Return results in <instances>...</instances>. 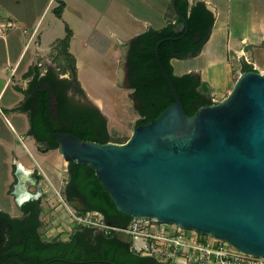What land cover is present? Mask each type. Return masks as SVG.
I'll return each mask as SVG.
<instances>
[{
    "label": "water",
    "instance_id": "water-1",
    "mask_svg": "<svg viewBox=\"0 0 264 264\" xmlns=\"http://www.w3.org/2000/svg\"><path fill=\"white\" fill-rule=\"evenodd\" d=\"M172 5L187 33L177 0ZM137 39L120 42L125 59L118 84L127 88L128 53ZM162 41L156 52L175 102L123 143L52 132L56 149L67 162L92 167L120 213L264 256V72L242 71L225 98L188 115L160 61Z\"/></svg>",
    "mask_w": 264,
    "mask_h": 264
},
{
    "label": "crops",
    "instance_id": "crops-1",
    "mask_svg": "<svg viewBox=\"0 0 264 264\" xmlns=\"http://www.w3.org/2000/svg\"><path fill=\"white\" fill-rule=\"evenodd\" d=\"M64 2V9L62 12L61 17H57L58 19H64V14L67 12L68 8L73 7H86L91 6L92 8L96 7H138L139 12L141 14L146 13V7L147 6H155L156 4H164L168 5V0H61ZM198 1H202L206 4L207 8L210 7V11L212 12L214 16V24L211 29V33L209 35L208 40L204 43L203 47L197 54H193L192 57H184V58H173L172 64L175 60H184L185 62H193L194 60H197L203 56V52L206 47L210 46V44L213 42L214 37H219L223 34L227 35L229 34L228 30L224 27L218 28V20H220L222 17H227L228 9H220L219 0H190L191 4H195ZM52 0H48V4L45 6V9L43 10L42 14L40 16L38 15V18H34L35 14H32L31 9L28 10V13L26 11L27 7L24 10L25 1L24 0H0V105H2V102L4 103H11L12 106H10L12 111L16 113L14 116L13 122H9L12 129H21L23 131V136L26 139H31V137L27 136V130L25 133V129L27 128V122L23 121V116L25 118V108L21 106L23 101V96L25 95L24 91L28 90V84L30 80L34 77L25 78L24 75L27 71H29L30 68L35 67L39 70L40 75L45 73L47 69H61L65 68L67 69L68 76L64 75L61 77L68 78V82L71 83L72 79L69 76L70 74L75 73L76 81H78V84L80 88L87 91V93L96 98L97 101H94L99 108L102 111V108L104 106L103 99L101 97L93 96L86 87L82 84L78 73L79 69H83L84 62L82 61V55L81 53L76 52V50L81 47V50H89L93 49L96 52H99V54L104 56V50L100 49L101 47L99 44H102V41L100 40V37L103 38L105 32L100 33H91V18L92 14L90 15L89 12L83 11V9L80 10L81 13V25L77 26L76 28L71 27V24L66 20L67 26H69V29L67 32L69 34V40H68V52L70 53V57H67L65 54V50L63 46L61 45V41L64 40L68 34L59 32V34H52L51 33V27L52 25H49L47 29L41 30L42 24L39 26L41 19L46 12L47 8L49 7ZM157 2V3H156ZM224 2H226L224 0ZM228 5V2H226ZM230 7V5H228ZM263 5H258L256 7L257 10H255V13H259V19H254L253 24L251 25L250 29L246 34H237V36L229 34L228 39L230 36L232 39L239 38L240 40L236 43L233 41L231 42L233 49H231L232 54L230 57L229 50V41L225 44V46H221V49L215 50V48H210L206 58H207V65H214L216 66L215 73H219L220 65L222 64L224 67V74H225V84L224 87H222L219 90H214L211 88L210 84V74L211 70L209 68L201 67L199 65H186L182 71L179 73L180 75L191 73L196 74L197 80L200 82L202 86L208 87L210 91V96L212 97V101L215 99V96L218 97L219 95H223L225 92V87L230 86L233 87V81L234 78H238L240 73L243 71V67L246 64L249 65H257V62L255 59L251 58L254 57V49L257 47H261L264 43V11L262 10ZM23 7V10H22ZM20 8V11L18 10ZM97 9V8H96ZM254 10V9H253ZM105 13L108 11L105 8L103 10L98 9L97 12ZM231 11V10H230ZM113 10L112 8L109 9L108 17H113ZM130 12V10H129ZM135 12V11H134ZM108 13V12H107ZM137 13V12H136ZM134 20L143 21L146 24V30L152 28L150 22L148 20H143L139 17H137L133 12H130ZM36 17V16H35ZM98 22L102 21V16H100L98 19ZM96 20V21H97ZM171 18L167 16L165 18L166 23H168ZM20 22V23H19ZM98 22L95 23L94 26L98 24ZM30 23V24H29ZM55 23V21L53 22ZM56 25V24H55ZM103 26V25H102ZM108 27V25H106ZM62 28V25L57 24V31H59ZM66 28V25L65 27ZM107 29V28H104ZM220 29V30H219ZM110 35L113 37H116L119 41H126L128 40L126 38L122 39L117 35V32L114 30H109ZM140 33L134 34L133 37H137ZM99 38L96 40V38ZM215 37V38H216ZM131 39V38H130ZM78 48L74 50L73 46L76 45ZM98 45V47H97ZM223 47L227 48V52L224 53L222 50ZM121 44L119 46V52L121 51ZM81 51V52H82ZM116 53V51H114ZM250 53L252 56H250ZM206 54V53H205ZM83 57H86L85 55ZM237 61L236 65L233 64V61ZM124 61V59L122 60ZM117 60V64H119L120 69V63L122 62ZM43 65H46V67ZM174 66V64H173ZM255 69V68H254ZM257 70V68H256ZM175 71V68H174ZM57 72V71H56ZM176 73V72H175ZM235 73V74H234ZM39 75V77H40ZM178 75V74H177ZM71 79V80H70ZM119 80V79H118ZM9 94V95H8ZM0 113L3 114V111L0 108ZM23 115V116H22ZM26 119V118H25ZM26 134V137H25ZM22 136V138H23ZM28 137V138H27ZM23 138V139H24ZM26 141L24 140V146L25 147ZM23 145V144H22ZM25 150V149H24ZM30 152L31 156L33 158H29L25 156L22 153L19 155V153L22 152L21 149H19L18 144L14 143L13 140L5 138L1 131H0V186L4 187V191L11 197V200L14 199V194L17 190L18 183L22 182H32L33 176H38L39 174L44 173L45 175H49L50 177L52 175V171L47 170L48 163H51L53 168H56L57 166V158H54L50 156V159L47 158V162H45V170L48 172L46 173L45 170H41V164H40V157L42 156L39 151L37 152L35 147L30 149V147H27L26 150ZM51 160V161H50ZM64 166L67 170V162L65 164V161H63ZM41 170V171H40ZM38 173V174H37ZM47 177V176H46ZM21 178V179H20ZM67 178V176H66ZM49 179V178H48ZM64 184V182H62ZM15 184V186H14ZM62 184V185H63ZM39 185L43 186V183L41 180L39 181ZM35 185H29L28 189L30 191H35L36 188L33 187ZM64 186V185H63ZM32 188H35L33 190ZM43 189V187H42ZM45 190V189H44ZM64 192V190H63ZM12 208H15L14 200L12 201ZM0 208L4 207L0 204ZM6 210V208H5ZM11 212L10 210H7Z\"/></svg>",
    "mask_w": 264,
    "mask_h": 264
},
{
    "label": "rangeland",
    "instance_id": "rangeland-1",
    "mask_svg": "<svg viewBox=\"0 0 264 264\" xmlns=\"http://www.w3.org/2000/svg\"><path fill=\"white\" fill-rule=\"evenodd\" d=\"M25 6L24 10L26 9L27 13L28 10L31 9L32 14L34 18H38V15L42 14L43 10L45 9V6L48 4V0H24ZM170 0H168L169 3ZM192 1V0H191ZM216 1V0H215ZM228 2V5L224 0H219L216 3H219L220 9H228L227 17H222L220 20H218V28L224 27L228 30L229 34L237 36V34H246L248 30L250 29L251 25L254 23V19H259V13H255L256 7L258 5H263L264 0H225ZM105 2V0H104ZM157 3V2H156ZM171 3V1H170ZM170 3L168 5H162V4H156L155 6H147L146 7V13L141 14L139 12L138 7H96L92 8L91 6L86 7H69L67 12L64 14V19H58L59 17L57 15V11L55 10L58 5H60V0H52L49 7L47 8L46 12L44 13L41 22L39 26L42 24L41 30H45L48 28L49 25H52L51 27V33L56 35L61 32L63 34L64 32L68 34L69 26H67L66 22L68 21L71 24V27L76 28L77 26L81 25V13L80 10L83 9V11L89 12V14H92L91 18V33H100L105 32L103 38L100 37V40L102 41V44L100 43L99 46L100 49L104 50V56L99 54V52H96L93 49L89 50H81V47H79L76 52L84 54L86 57H83L82 55V61L84 62L83 69H79L78 76L82 82V84L86 87V89L93 95L97 97H101L103 99V108L102 113L106 119L107 122V129L108 133L110 135V138L114 141H124L127 138L131 136L133 133L136 122L138 119L141 118V114L139 113V109L135 106L132 96H131V89L127 87L120 86L118 84L119 79V64H117V60L119 58L120 61H122L123 54L120 51L119 52V46L120 43L116 37H113L110 35L109 30H114L117 32V35L121 37L122 39H130L134 34L136 33H142L146 31V24L143 21H136L130 14V12H133L137 17L148 20L154 28H160L165 26L167 23L165 21V18L167 16L171 19H174V12L171 8ZM105 8L108 11L105 13H101L98 11V9L103 10ZM112 8L113 10V17H108L109 9ZM254 9V10H253ZM20 11V8H18ZM23 10V7H22ZM130 10V12H129ZM231 10V11H230ZM262 10L264 11V6L262 7ZM82 11V10H81ZM135 11V12H134ZM108 12V13H107ZM137 12V13H136ZM102 16V21L98 22V18ZM66 20V22L64 21ZM97 20V21H96ZM55 21V23H53ZM98 22L96 26L95 23ZM20 23V22H19ZM30 24V23H29ZM56 24V25H55ZM57 24L62 25V28L57 31ZM66 25V28H64ZM103 25V26H102ZM108 25V27L106 26ZM107 28V29H104ZM49 30V29H47ZM220 30V29H219ZM226 37V34H223L219 37L215 38L213 42L210 44V46L206 47L204 50V54L201 58L194 60L193 62H185L184 60H175L174 61V68L176 74L180 75L179 73L182 71V69L186 65H199L201 67L209 68L211 70L210 74V86L214 90H219L222 87H224L225 84V74H224V67L221 64L219 70V73H215L216 66L214 65H207L206 61V55L210 48H215V50H220L221 46H225L227 41H229V50L230 57L232 54L231 49H233L231 42L234 43L238 42L240 39H228V36ZM99 38L97 37L96 40ZM76 45L73 46L74 50L78 48ZM98 47V45H97ZM222 50L224 53L227 52V48L223 47ZM82 51V52H81ZM116 51V53H114ZM206 53V54H205ZM250 56L252 54L250 53ZM255 59L257 62V65H253V68H257V70L264 72V43L261 45V47H257L254 49V57H251ZM233 61V64L236 65L237 61ZM46 67V65H43V67ZM59 76H68L67 69L61 68L55 69ZM235 74V73H234ZM69 76L72 79V82L68 84L69 91L68 93L75 97V95H83L82 98L85 99L88 98L91 101H99L90 96L86 90L80 88L78 81H76V78L74 74H70ZM237 78H234V81L232 82L234 85ZM232 88L230 86L225 87V92L223 95H219L218 97L215 96V99L213 102L221 101L223 98L227 96L229 91ZM9 95V94H8ZM74 97H72L74 99ZM71 98V99H72ZM95 103V102H94ZM11 103H4L2 102V105H0L1 110L3 111V114L0 113V131L2 135L5 138H8L14 141V143L18 144L19 149L22 150L19 155L22 153L25 156L29 158H33L31 156L30 152L25 151L26 145L27 147H30V149L34 148L36 151L42 155L40 157V164H41V170H45V162H47V158L50 159L54 157L57 158V166L56 168H53L52 161L51 163H48L49 165L47 167V170L52 171V175L50 177V174L45 175L44 173L39 174L38 177L40 178L41 182L43 183V190L44 197L41 200V204L43 206L44 211L46 212L49 210L48 207H56L57 209H61V214H68L69 210L67 207L64 206L61 196H63V190H64V184L66 181L67 176V170L64 166L63 161L66 160L63 158V156L58 152V150H50L48 152H44L43 149L46 147L44 144L38 145L34 143L30 138L26 139L23 136V131L21 129H12L9 122H13L14 120V113L11 109ZM1 112V111H0ZM23 116V115H22ZM15 121V120H14ZM23 121L26 122V119L23 116ZM25 133H26V129ZM23 136V138H22ZM26 137V134H25ZM28 138V137H27ZM24 140L26 141V145L24 146ZM23 144V145H22ZM25 149V150H24ZM40 170V171H41ZM46 173H48L45 170ZM38 174V173H37ZM47 176V177H46ZM49 178V179H48ZM64 182V184L62 183ZM63 184V185H62ZM35 190V188H32ZM61 191V192H60ZM62 194V195H60ZM11 197L7 195V193L4 191V187L0 186V204L6 208V210H10L12 213L17 212L16 208H12V202ZM52 215V216H51ZM48 215L46 213H43L42 217L45 219V221L52 220L54 223L59 222V216L51 214ZM52 217V218H51ZM156 226H159L158 224Z\"/></svg>",
    "mask_w": 264,
    "mask_h": 264
},
{
    "label": "flooded vegetation",
    "instance_id": "flooded-vegetation-1",
    "mask_svg": "<svg viewBox=\"0 0 264 264\" xmlns=\"http://www.w3.org/2000/svg\"><path fill=\"white\" fill-rule=\"evenodd\" d=\"M180 30L181 27L176 29V31ZM200 40L201 34L197 33L195 44ZM134 43L128 53L126 74L133 102L141 111L146 104L140 100V95L132 86L131 80L133 68L130 60ZM121 52L125 59L123 48ZM190 54L193 56L194 52L190 51L185 57ZM157 60L159 64L158 56ZM47 74L52 76L51 80H43ZM39 81L37 86L48 88L50 92L46 96L34 93L36 88L32 85L31 79L27 89L33 87V94L24 95L21 104L26 109L24 114L27 136L31 137L34 143L42 145L47 142H41L34 134H29L30 131L52 135L53 125L60 124L66 127L74 119L80 125L90 123L97 131L103 130L106 119L99 106L86 97L82 98L83 95L74 97L69 94L68 78L59 76L56 70L47 69L40 75ZM45 98L49 99L51 118L45 117L46 124H42L40 109L44 106L42 103ZM68 166L69 162H67V178L64 184V199L75 211L87 212L88 206L92 204L87 203L80 184L70 180ZM31 181L23 183L21 180L18 183L13 199L17 212L12 213L0 208V264H170L135 251L133 237L122 230L128 227L131 220L128 221L115 212L92 210L99 212L110 226L107 231L76 225L70 215L61 214V209L56 207H48L49 210L45 212L41 204L45 190L39 185L40 178L33 176ZM32 184L35 185L33 186L36 188L35 191L28 189ZM72 203L80 209H75ZM1 213L8 215L6 219H3ZM43 213L58 215L59 222L45 221L42 217Z\"/></svg>",
    "mask_w": 264,
    "mask_h": 264
},
{
    "label": "trees",
    "instance_id": "trees-1",
    "mask_svg": "<svg viewBox=\"0 0 264 264\" xmlns=\"http://www.w3.org/2000/svg\"><path fill=\"white\" fill-rule=\"evenodd\" d=\"M172 2L173 0H171L170 5L173 9L175 18L170 20L163 27H152L140 33L137 36V41L133 45L130 60L132 64L131 67L133 68L131 74L132 86L136 89L137 93H139L140 100H143V103L146 104L143 109L139 111L141 118L137 120L136 126L149 123L175 102L172 89L157 60L156 47L163 39H165V41L159 44L158 54L165 72L169 76L181 99L185 112L188 115H193L200 106L213 103L208 87L205 85L202 86L191 73L182 75H177L175 73L172 59L184 58L190 51L197 54V52L201 50L211 33L215 20L214 16L202 1L191 4L190 0H177V8L183 14L188 24V31L185 33V23L180 19L173 8ZM63 9L64 2L60 0V5L55 9L59 17L62 16ZM180 27L181 30L176 31V29ZM197 33L201 34V40L195 44ZM69 37L68 34V36L61 41V45L67 57H70V53L67 50ZM173 37H177L178 39L173 40ZM253 69V66L249 64L243 67V71ZM50 74H47L43 80H51L52 76ZM39 75V70L32 67L26 72L24 77H34L32 80V85L36 88L34 93L46 96L50 90L37 86V84L41 82V80L39 81ZM24 93L25 95L33 94V87L32 89L25 90ZM42 104L44 106L40 109V122L46 124L45 117L48 119L51 118V112L48 107L49 99L45 98ZM53 132L69 133L77 136L81 140L101 143L108 141L123 143L128 140V138L123 142L112 140L108 133L106 120L104 121L102 131H97L92 128L90 123L80 125V123L74 119V121L70 122L66 127L60 124L53 125ZM29 134H34L43 143L47 142L44 143L46 146L43 149L44 152H48L58 146V141L49 133H36L32 130ZM68 170L70 180L80 184L81 192L85 195L87 203L92 204L88 206V211L107 210L124 216L128 221L132 220V217L126 216L117 210L114 201L92 167L86 164L69 161ZM1 215L3 219H6L8 216L3 213H1Z\"/></svg>",
    "mask_w": 264,
    "mask_h": 264
},
{
    "label": "built area",
    "instance_id": "built-area-1",
    "mask_svg": "<svg viewBox=\"0 0 264 264\" xmlns=\"http://www.w3.org/2000/svg\"><path fill=\"white\" fill-rule=\"evenodd\" d=\"M61 200L74 224L103 231L110 228L99 212H77L64 197L61 196ZM122 230L133 237L135 251L171 264H264V256L241 252L210 235L155 219L132 218L128 227Z\"/></svg>",
    "mask_w": 264,
    "mask_h": 264
}]
</instances>
